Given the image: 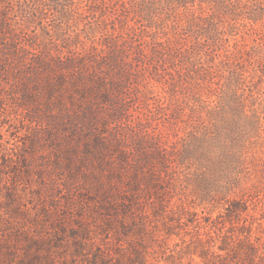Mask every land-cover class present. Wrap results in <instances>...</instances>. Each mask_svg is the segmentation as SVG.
Here are the masks:
<instances>
[{
	"label": "rangeland",
	"instance_id": "obj_1",
	"mask_svg": "<svg viewBox=\"0 0 264 264\" xmlns=\"http://www.w3.org/2000/svg\"><path fill=\"white\" fill-rule=\"evenodd\" d=\"M110 2L0 0V264H264V202L231 212L187 171L145 180L130 127L144 112L64 65Z\"/></svg>",
	"mask_w": 264,
	"mask_h": 264
},
{
	"label": "trees",
	"instance_id": "obj_2",
	"mask_svg": "<svg viewBox=\"0 0 264 264\" xmlns=\"http://www.w3.org/2000/svg\"><path fill=\"white\" fill-rule=\"evenodd\" d=\"M107 17L64 65L109 76L117 112H144L130 121L144 179L187 171L231 212L264 202V0H113Z\"/></svg>",
	"mask_w": 264,
	"mask_h": 264
}]
</instances>
